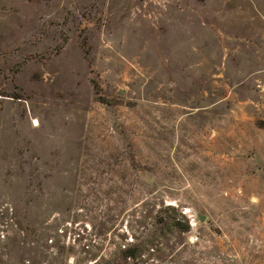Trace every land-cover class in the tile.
<instances>
[{
  "label": "rangeland",
  "instance_id": "obj_1",
  "mask_svg": "<svg viewBox=\"0 0 264 264\" xmlns=\"http://www.w3.org/2000/svg\"><path fill=\"white\" fill-rule=\"evenodd\" d=\"M0 264H264V0H0Z\"/></svg>",
  "mask_w": 264,
  "mask_h": 264
},
{
  "label": "trees",
  "instance_id": "obj_2",
  "mask_svg": "<svg viewBox=\"0 0 264 264\" xmlns=\"http://www.w3.org/2000/svg\"><path fill=\"white\" fill-rule=\"evenodd\" d=\"M174 228H180V225L178 223H174ZM139 249L138 246L131 248V249H127L123 252L124 258L128 259H136L139 256Z\"/></svg>",
  "mask_w": 264,
  "mask_h": 264
},
{
  "label": "water",
  "instance_id": "obj_3",
  "mask_svg": "<svg viewBox=\"0 0 264 264\" xmlns=\"http://www.w3.org/2000/svg\"><path fill=\"white\" fill-rule=\"evenodd\" d=\"M201 219H203V217Z\"/></svg>",
  "mask_w": 264,
  "mask_h": 264
},
{
  "label": "bare ground",
  "instance_id": "obj_4",
  "mask_svg": "<svg viewBox=\"0 0 264 264\" xmlns=\"http://www.w3.org/2000/svg\"><path fill=\"white\" fill-rule=\"evenodd\" d=\"M38 124V123H37Z\"/></svg>",
  "mask_w": 264,
  "mask_h": 264
}]
</instances>
